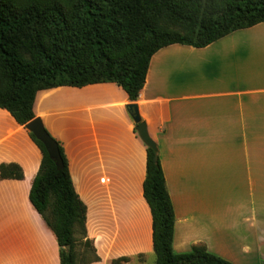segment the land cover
Wrapping results in <instances>:
<instances>
[{
    "label": "crops",
    "instance_id": "0c3cea01",
    "mask_svg": "<svg viewBox=\"0 0 264 264\" xmlns=\"http://www.w3.org/2000/svg\"><path fill=\"white\" fill-rule=\"evenodd\" d=\"M130 102L118 82L44 88L34 101L35 117L62 147L84 207L86 239L99 258L90 264L116 260H110L111 249L122 224L145 225L154 251L153 215L144 196L147 145ZM136 103L159 147L175 212L174 251L204 244L215 254L213 240L227 245L236 234L253 240L243 241L241 253L262 250L256 242L264 241V22L204 47L160 48ZM29 132L0 107V165L18 164L24 174L0 178V225L8 223L9 233L10 225L26 222L17 209H32L45 222L30 201L44 156ZM193 189L200 196L195 207L188 201ZM126 251L120 258L129 257Z\"/></svg>",
    "mask_w": 264,
    "mask_h": 264
},
{
    "label": "trees",
    "instance_id": "16d2710c",
    "mask_svg": "<svg viewBox=\"0 0 264 264\" xmlns=\"http://www.w3.org/2000/svg\"><path fill=\"white\" fill-rule=\"evenodd\" d=\"M262 22L264 0H0V107L26 125L36 118L38 90L118 82L129 96L132 116L150 60L160 48L204 47ZM29 133L44 156L30 201L56 234L60 264H78L76 232L86 238L85 211L63 149L58 143L63 159L58 168ZM147 152L144 196L153 215L155 264H232L204 244L186 253L174 251L173 204L160 159L154 161L149 146ZM23 176L18 164L0 165V178Z\"/></svg>",
    "mask_w": 264,
    "mask_h": 264
},
{
    "label": "rangeland",
    "instance_id": "374dc122",
    "mask_svg": "<svg viewBox=\"0 0 264 264\" xmlns=\"http://www.w3.org/2000/svg\"><path fill=\"white\" fill-rule=\"evenodd\" d=\"M198 58V57H197ZM195 59V57H194ZM189 204L193 207L199 205L200 196L199 192H195L194 189L188 193ZM23 199V197H20ZM23 200L19 203L22 205ZM199 208V207H198ZM30 209V208H29ZM21 212L24 220L20 227L18 225H10L8 232L6 222H2L0 225V264H60L58 257L59 246L52 234L47 228L45 222L42 220L40 215L31 209L30 212ZM23 220V221H24ZM9 221V220H7ZM124 228L118 233L114 247L111 249L112 263L108 264H155L156 255L153 250L149 249V238L146 235L145 225L138 224H122ZM142 233L143 239H139L136 233ZM230 234V231L227 232ZM236 238L233 236L228 239V244L223 245L222 243L217 245V239L211 243L214 244L213 252L229 262H232V258L237 261V264H264V241L257 240V245L262 247V250H254V253L244 254L241 253L240 245L243 241L253 243L252 238L239 237L236 234ZM77 243V263L78 264H90L94 261L99 260L95 253L94 245L92 242L87 241L83 237L81 230L76 232ZM227 243V242H225ZM125 249H128L129 257L126 260L120 258V253H123ZM139 251L141 252H138ZM256 249V248H255ZM192 250L191 246L186 248V252ZM177 253L180 250H176ZM119 258V259H118Z\"/></svg>",
    "mask_w": 264,
    "mask_h": 264
},
{
    "label": "water",
    "instance_id": "95a60500",
    "mask_svg": "<svg viewBox=\"0 0 264 264\" xmlns=\"http://www.w3.org/2000/svg\"><path fill=\"white\" fill-rule=\"evenodd\" d=\"M132 118L136 123V130L144 141V143L151 147L154 152V161L157 162L159 160V147L157 142L151 137L148 126L145 121L142 120L139 109L135 106L132 111ZM26 128L31 131L45 146L49 156L54 160L56 166L61 168L63 166V159L60 154L58 142L52 137V135L47 131L44 127L42 120L39 117L34 118L26 125ZM68 248V246H67Z\"/></svg>",
    "mask_w": 264,
    "mask_h": 264
}]
</instances>
